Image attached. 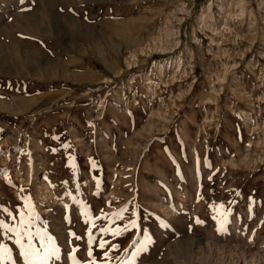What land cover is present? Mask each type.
<instances>
[{"label": "rangeland", "instance_id": "obj_1", "mask_svg": "<svg viewBox=\"0 0 264 264\" xmlns=\"http://www.w3.org/2000/svg\"><path fill=\"white\" fill-rule=\"evenodd\" d=\"M21 219L43 264H264V0H0L4 264Z\"/></svg>", "mask_w": 264, "mask_h": 264}, {"label": "snow or ice", "instance_id": "obj_2", "mask_svg": "<svg viewBox=\"0 0 264 264\" xmlns=\"http://www.w3.org/2000/svg\"><path fill=\"white\" fill-rule=\"evenodd\" d=\"M20 2L23 3V0H20ZM209 179H211V177ZM29 207H30V205H29ZM222 207H223L222 205L217 206L218 209L222 208ZM121 211H126V209H122ZM86 214L87 213H85V215ZM21 216H23V213H21ZM99 218L100 217H97V219H99ZM214 219H215V217H214ZM197 222L200 223V221H197ZM226 222H227V213H224L222 219L220 220V223H221V225H223ZM20 223H21L20 228H7V230L16 235L17 239L15 242L17 245H19V247L21 249V256L23 257L25 264H43V261L48 260L49 257H55V255H54L55 250L50 243L49 244L41 243L40 247L37 248L31 242L33 235L37 236L41 240H44V236L42 234H40L39 232L32 233V232L25 230L23 228V226L28 224L29 223L28 221L21 219ZM129 226L131 228L135 229L137 227L136 221L135 220L130 221V225H125L123 230L127 231ZM0 227H3V226H0ZM99 231L101 233H108L111 231V233L113 235H116V236H119L120 232H121L120 229L110 230L109 228H106V227L100 228ZM87 235H88L87 255H88V257H92L93 252H92L91 245H92V242L95 239V237L92 236L91 229L88 230ZM75 238L77 240L81 239V237H79V236H77ZM25 240H27V242H25ZM106 245H108L109 250H112V251H114L118 248V245H116V244H110L109 245V242L104 241V240H101L99 242L98 246L101 250H103L106 248ZM9 250L10 249L6 245L0 244V264H4L5 261H8V262L12 261V255H9ZM75 251H76V249H73V252H75ZM125 251H127V249H125ZM103 258H104L105 264H107V261L110 259L108 250L103 252ZM88 264H97V262L95 259H92L91 261L88 262ZM122 264H123V262H122Z\"/></svg>", "mask_w": 264, "mask_h": 264}]
</instances>
